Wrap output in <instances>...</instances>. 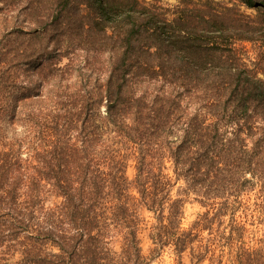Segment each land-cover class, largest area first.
Listing matches in <instances>:
<instances>
[{"label":"trees","instance_id":"1","mask_svg":"<svg viewBox=\"0 0 264 264\" xmlns=\"http://www.w3.org/2000/svg\"><path fill=\"white\" fill-rule=\"evenodd\" d=\"M165 250L264 264V0H0V264Z\"/></svg>","mask_w":264,"mask_h":264},{"label":"rangeland","instance_id":"2","mask_svg":"<svg viewBox=\"0 0 264 264\" xmlns=\"http://www.w3.org/2000/svg\"><path fill=\"white\" fill-rule=\"evenodd\" d=\"M163 4H167V5H171V4H175L176 0H160ZM219 1H223V2H227V1H232V0H219ZM233 1H237L238 0H233ZM247 11H251V10H247ZM246 47L249 49L250 51V44L246 43ZM255 53H253L252 49L250 51V56H254ZM127 175L129 176V178L133 177L134 174V165L132 162H130V164L127 167L126 170ZM180 184V182L178 183ZM177 184V185H178ZM176 185V186H177ZM176 188V187H175ZM204 208L200 205V203L196 200H193L191 197L185 202L184 204V216L182 219L183 225L184 226H188L190 224V222L197 216L198 213H200ZM148 241L144 240L143 242V247L145 249V251L147 252V247H148ZM188 263V258L185 257L184 258V264ZM150 264H176L173 254H171L168 250H165L164 252H162V254H160L159 256L153 258V260L150 262Z\"/></svg>","mask_w":264,"mask_h":264}]
</instances>
